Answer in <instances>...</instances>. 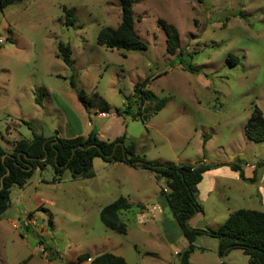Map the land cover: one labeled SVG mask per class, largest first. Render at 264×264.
I'll return each instance as SVG.
<instances>
[{"label":"rangeland","instance_id":"1","mask_svg":"<svg viewBox=\"0 0 264 264\" xmlns=\"http://www.w3.org/2000/svg\"><path fill=\"white\" fill-rule=\"evenodd\" d=\"M63 8L73 9L72 26ZM120 12L118 0H24L0 14V146L10 153L18 140H30L26 123L44 137H67V123L69 132L93 129L105 141L125 136L148 161L222 165L197 186L202 212L188 221L191 229L215 231L240 209L264 213V142L244 135L254 108L264 117V0H134V28L147 47L138 52L96 42L101 29L119 25ZM159 21L179 33L175 55L166 53ZM58 43L70 46L71 67L58 57ZM72 75L88 111L70 87ZM146 77L145 90L165 101L161 110L152 114L155 104L144 102L139 118L152 114L145 123L117 116L127 102L137 112L133 87ZM104 101L108 115L95 117ZM92 171L88 180H72L66 171L52 184L48 167L11 189L0 218V264H89L77 257L104 253L128 264H179L188 241L166 205L167 182L100 158ZM119 197L131 205L119 213L125 235L99 219ZM194 246L190 264H248L240 250L220 257L215 237L200 235Z\"/></svg>","mask_w":264,"mask_h":264},{"label":"trees","instance_id":"2","mask_svg":"<svg viewBox=\"0 0 264 264\" xmlns=\"http://www.w3.org/2000/svg\"><path fill=\"white\" fill-rule=\"evenodd\" d=\"M22 1L24 0H0V14L6 8ZM118 3L121 9L119 25L114 29L109 27L101 29L96 37L97 44L110 51L138 52L146 50V45L138 38L134 28V0H118ZM63 11L66 16L70 17L67 18L66 25L72 26L74 22L73 9L63 8ZM158 24L166 37V53L175 55L177 51L181 50L177 29L172 24L163 21H159ZM57 53L64 65L72 66L69 45L58 43ZM187 70L196 71L191 66H188ZM149 80L150 78L146 77L133 87V102L139 104L137 112L135 114L129 112L132 105L127 102L128 110H116L117 116L126 114L133 119H138L140 107L144 102L155 104L152 114L161 110L165 101H158L150 91L145 90ZM69 84L79 104L85 111H88L91 108L90 102H87L86 93L77 87L74 75L71 76ZM36 104H40L38 100ZM108 111V105L105 103L100 112L106 114ZM152 114L143 115L139 119L145 123ZM26 125L32 131L30 140H18L10 153L0 146V218L9 208L11 189L13 187L23 188L37 170L44 171L48 167L51 168L54 175L51 180L52 184L58 183L66 171L69 172L72 180H88L94 177L93 160L100 158L106 164L122 163L133 169L148 170L155 174L156 178L164 179L167 182L169 192L163 194L166 205L188 241V247L179 254V264H190V255L195 250V239L203 234L218 239V255L220 257L226 256L232 250H240L247 257L248 264H264V213L245 209L237 210L231 213L215 231L195 230L188 225V221L194 215L202 212V208L196 200L197 186L206 172L218 169L222 165L200 162L196 165L174 166L158 161H148L137 153L135 142L126 143L125 136L118 137L113 141H105L98 137L95 130H92L86 137L60 138L57 132L51 137H44L42 134H36L29 123ZM244 135L248 141L264 142V117L258 108H254L245 123ZM228 167L232 172L238 174L240 180L246 181L238 165L230 164ZM130 208L131 205L126 199L119 197L113 203L102 208L99 214L100 222L106 229L125 235L127 226L120 220L119 213ZM39 243L42 244V241L40 240ZM46 248L48 250V247ZM54 259L56 260L57 257H51L50 261ZM77 260L80 263L89 261V264H128L122 257L111 253H104L94 258H90L88 254H82L77 257Z\"/></svg>","mask_w":264,"mask_h":264},{"label":"crops","instance_id":"3","mask_svg":"<svg viewBox=\"0 0 264 264\" xmlns=\"http://www.w3.org/2000/svg\"><path fill=\"white\" fill-rule=\"evenodd\" d=\"M94 115H95V117H105V116H107L108 114H105V113H98V114H94ZM66 126L69 127V126H70L69 123H67ZM68 127H67V128H68ZM67 128H66V131L68 132V134H66L67 137H60V138L70 139V138H74V137H77V136L86 137V136L89 134V132L93 130V129H91V130L89 131V130L87 129L88 131H86V132H87L86 135H83V132H82V131L77 132V131H75V130H71V132H69ZM87 128H90L89 125H88ZM97 134H98V133H97ZM98 137L100 138V135H99V134H98ZM100 139H101V138H100ZM101 140H102V139H101Z\"/></svg>","mask_w":264,"mask_h":264}]
</instances>
